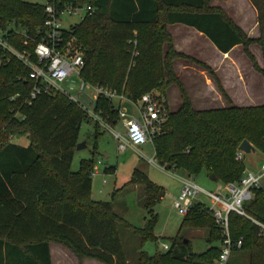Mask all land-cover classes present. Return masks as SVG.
<instances>
[{
	"label": "trees",
	"instance_id": "obj_1",
	"mask_svg": "<svg viewBox=\"0 0 264 264\" xmlns=\"http://www.w3.org/2000/svg\"><path fill=\"white\" fill-rule=\"evenodd\" d=\"M57 14L65 7L91 8L82 20L63 31L61 47L74 40L84 61L80 77L84 83L122 93L131 102L155 93L163 101L166 120L152 141L154 160L164 170L179 171L186 178L204 174L214 183H237L245 171L236 159L239 145L247 141L264 154V104L238 108L231 105L214 72L173 49L166 26L181 24L206 38L221 54L241 46L244 56L264 79L248 51L261 49L264 62V0H249L257 13L258 38H248L213 1L228 0H47ZM45 5L22 0H0V35L17 52L32 58L48 19ZM135 35V36H134ZM131 42H135V47ZM132 50L135 55L132 56ZM0 51V264H51L49 244L66 248L79 262L100 264H214L222 245L221 231L211 214L192 202L175 237L167 239L164 252L149 256L146 242L157 243L153 235L155 205L164 190L145 175L133 171L119 190L140 186L144 196L140 207L145 224L135 228L116 215L112 203L91 198V158L81 160L78 170L70 165L75 154L84 114L60 95H39L30 99L33 83L27 70ZM188 61L205 71L216 85L226 109L195 110L175 76L173 63ZM264 65V64H263ZM176 86L180 104L170 112L165 101L170 86ZM110 124L116 120L111 102L98 106ZM96 132L98 128L94 127ZM25 135L26 147L11 143V136ZM114 167L105 166L104 174ZM246 217L228 216L231 241L241 248L231 253L227 264H264V189L254 190L243 204ZM257 223L258 225L254 224ZM127 232L125 244L119 229ZM203 230L204 252H193L181 230ZM187 242L184 243L183 241Z\"/></svg>",
	"mask_w": 264,
	"mask_h": 264
},
{
	"label": "rangeland",
	"instance_id": "obj_2",
	"mask_svg": "<svg viewBox=\"0 0 264 264\" xmlns=\"http://www.w3.org/2000/svg\"><path fill=\"white\" fill-rule=\"evenodd\" d=\"M22 1L38 5H45L47 3V0ZM240 3H242V5L238 3L237 5L228 6L227 4L219 3L216 6L223 8L224 10L220 8L219 9L234 25H239L243 33L248 38L255 39L254 37L256 36L257 31L252 30V27L255 25V23L253 15L249 12V9H251L250 4H245L243 2ZM84 14V9L77 10L75 13L63 12L58 18V23L61 30H68L70 26L78 24ZM201 39L202 38H197L196 36H194L192 41H202ZM131 43L135 47V42ZM203 43L204 45L194 44V46H192L191 50L194 53V57L198 54V59L206 61V66H210L213 69L219 67L220 64L224 62V60L214 54L211 48H208L209 46L205 41H203ZM257 48L259 49L260 47L257 46ZM68 50L71 53H81L80 46L74 40L70 41ZM248 51L253 57L255 65L261 69V53L255 52L256 50L251 51L249 50V48ZM134 55V50H132V56ZM231 57L236 60L235 64L237 71L235 72L241 75L249 76V83L251 85H257V80L259 79V77L263 78L256 70L253 69L252 64L248 61V59L244 57L241 47L236 48L232 52ZM258 61L259 64L257 63ZM262 67H264L263 64ZM212 68L210 69L214 72ZM173 69L175 76L183 86L184 91L188 99L191 101V105L194 109H198L197 99L205 98L212 100V95L209 94L202 83L200 85V81L203 77L201 75H205L209 78V80L214 84L216 88L215 83L205 71L183 59L175 60L173 63ZM228 72L229 71L226 69L225 74L227 75ZM232 79L233 78L231 72V74L228 76V81L232 82ZM63 86L70 95H75L79 86L77 77L73 75L67 83L63 84ZM70 88L73 89V92H70ZM235 91L236 97L238 99L241 98V92L239 91V89H235ZM85 94L88 95V90H85ZM218 95L221 97L219 92ZM263 95V93H260L259 95L253 96L252 102L256 105L262 104V100L260 98L263 97ZM165 101L170 112H174L177 108V105L180 104L179 92L176 86L172 85L168 88ZM125 106L128 111H133L132 107L129 104H126ZM212 108H214V106ZM116 130L120 133H123L124 131L120 125H117ZM10 141L12 144L21 147H26L28 145V140L24 134L18 137L13 135L10 137ZM78 141L79 143L84 144V148H82L80 151H75L70 165L71 171L76 172L78 170V165L81 160L90 159L95 147L93 167L95 166L96 170L93 171V175L91 177V198L95 202L112 203V209L114 213L131 226L141 229L144 227V224L146 222V212L140 207L141 201L144 196L143 189L140 186H133L128 189L119 190L125 183L129 181L132 172L136 170L142 173L150 182L158 187L163 188L165 192L164 197L153 208V212L156 215V224L153 230V235L159 240L157 243L146 242L142 248V251L149 256L154 255L156 251H166L169 247V242L167 239L175 237L182 222V217L179 216L172 208V204L173 201L177 198L181 189L180 180L185 179L186 176L179 171L161 170L158 166H152L145 160L139 158L135 152L129 150L117 156L113 138L108 133L103 132L100 129L98 130V132H96L94 126L86 122H83L79 127ZM138 150H140L148 159L153 155V148L150 144L142 145L138 147ZM241 162L244 164L245 170L256 169L262 162H264V154H261L257 151L250 152L249 154H244ZM105 166L114 167L113 174H104L103 169ZM191 180H193L200 189L212 193H215L216 187L222 186L214 183V180L211 181L207 179L204 174L199 175L195 179L191 178ZM261 187L264 189V179L261 181ZM194 203H199L205 210L209 205V201L203 195H199ZM119 233L120 240L123 245L125 244L128 234L121 228L119 229ZM204 233L205 232L200 229L180 231V235L184 239L191 242L193 252L197 254L204 252V250L206 249V245L204 244V241L202 239ZM52 256L53 260L55 261V248L52 249Z\"/></svg>",
	"mask_w": 264,
	"mask_h": 264
},
{
	"label": "built area",
	"instance_id": "obj_3",
	"mask_svg": "<svg viewBox=\"0 0 264 264\" xmlns=\"http://www.w3.org/2000/svg\"><path fill=\"white\" fill-rule=\"evenodd\" d=\"M82 9H84L85 14L91 12V8L87 5L82 8L65 7L63 12L75 13ZM63 12L56 15L51 3L48 1L45 4L44 13L48 19L43 24L44 30L41 40L33 48L32 58L28 53L14 50L1 35L0 51L8 58L18 61L27 70V77L33 83L29 94L30 99L42 94L63 96L84 114L86 123L92 124L113 138L117 156L129 150L135 152L139 158L148 164L157 166L154 153L148 159L138 150V147L145 144L152 146L155 135L159 133L161 125L166 120L167 111L163 101H158L156 94L152 92L142 95L135 102H131L122 93L84 83L80 77L84 66L82 55L75 52L71 53L68 50L70 42L61 47L64 30H61L58 18ZM73 75L77 77L79 86L76 94L70 95L64 89L63 84L67 83ZM85 90H88V95L85 94ZM70 92H73V89L70 88ZM100 100L109 101L113 104V109L116 111V120L113 124H110L107 117L102 115L100 108H96ZM126 104H129L133 111H128ZM117 125L121 126L124 130L123 133L116 130ZM243 156L244 154L237 150L236 159L242 161ZM160 169L164 170L163 168ZM95 170L96 167L94 166L92 175ZM263 179L264 162L256 169L245 170L237 183L217 187L215 193L200 189L191 178L180 180L181 189L172 204V208L179 216L184 217L187 214L192 202L199 195H203L209 201L207 210L211 214L215 226L220 229L222 239L220 252L214 264H227L231 253L241 248V240L233 242L230 239L228 216L233 213L246 217L242 206L252 199L254 190L261 188ZM258 226L264 229L262 226Z\"/></svg>",
	"mask_w": 264,
	"mask_h": 264
},
{
	"label": "crops",
	"instance_id": "obj_4",
	"mask_svg": "<svg viewBox=\"0 0 264 264\" xmlns=\"http://www.w3.org/2000/svg\"><path fill=\"white\" fill-rule=\"evenodd\" d=\"M240 2H243L245 4L246 3L250 4L249 0L213 1V2H210V7L223 9V8L216 6V5L219 3H224V4H227L228 6L229 5H237L238 3L242 5V3H240ZM250 8L251 9H249L250 10L249 12L253 15L254 23H255V25H254L255 27L253 26L252 30L257 31V34L254 38H258L259 33H258V25H257V13L251 4H250ZM236 26L238 28H240L239 25H236ZM166 29H167L168 33L170 34V36L173 40V47H174L176 52L181 53L185 56H188V57H190V58H192L198 62L206 64V61H202V60L198 59V56H199L198 54H197V56L194 57V53L191 50L192 46H194V44L195 45H204L203 41H205L206 44L209 46L208 48H211V50L214 52V54H216L217 56L221 57L222 60H224V62L221 63L219 67H216L214 69L210 66L209 67L214 70L216 76L218 77V79L221 83V87L223 88L224 92H226V94L229 96L228 98L230 99L232 106L238 107V108H247V107L261 106L264 104V95H263V97L260 98L262 100L261 101L262 104L256 105L252 102L253 96L259 95L260 93L264 94V80H263V78L259 77V79L257 80V85L253 86L249 83V78H250L249 76L241 75V74L235 72V71H237L236 64H235L236 60H234V58L231 57V54L236 48L241 47V46H236L230 52L223 55V54L219 53L216 50V48L206 38H204L202 35H200L198 32H196L192 28H189V27L181 25V24H174V25H167ZM194 36H196L197 38H202L201 39L202 41H199L200 39L198 41H192ZM259 49L257 48L256 45L249 47V50H251V51L256 50L255 52L261 53V49L260 50ZM260 55H261L260 67L263 68L262 64H264V62H263L262 54H260ZM257 63L259 64V61ZM224 69L225 70L227 69L229 71L227 73V75L225 74ZM231 72H232V78L233 79H232V82L231 81L229 82L228 76L231 74ZM201 76H203V77L200 81V85L202 83L204 88H206V90L209 92V94L212 95V97H211L212 100L211 99H205V98L197 99V101H198L197 102V105H198L197 110L204 111V110H211V109H226V108H228L230 105L228 103H226L223 99H221V97L218 95V92H217L214 84L209 80V78L205 75H201ZM251 80H252V78H251ZM235 89H239V91L241 92V98L238 99L236 97ZM178 106H179V104L177 105V108H178ZM213 106H214V108H212ZM177 108H176V110H177ZM216 190H217V187H216ZM54 248H55V253H56L55 261L53 260V256H52V249H54ZM49 254H50L51 264H100L96 261L89 260V259H84V260L79 262L66 248H64L60 245H57V244H53V243L49 244Z\"/></svg>",
	"mask_w": 264,
	"mask_h": 264
},
{
	"label": "water",
	"instance_id": "obj_5",
	"mask_svg": "<svg viewBox=\"0 0 264 264\" xmlns=\"http://www.w3.org/2000/svg\"><path fill=\"white\" fill-rule=\"evenodd\" d=\"M158 97V95H156ZM82 148H84V144L83 143H78L76 145L75 151H80ZM238 151L242 152L243 154H249L250 152H254L255 149L247 142V141H243L239 147H238ZM209 179L212 181L214 179L213 176L209 177ZM184 243H186L187 241L184 240Z\"/></svg>",
	"mask_w": 264,
	"mask_h": 264
}]
</instances>
